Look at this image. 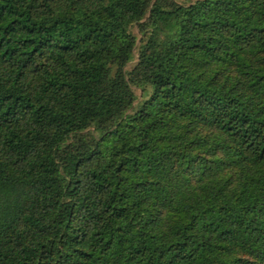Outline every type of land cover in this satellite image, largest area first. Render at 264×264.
<instances>
[{
  "label": "trees",
  "instance_id": "16d2710c",
  "mask_svg": "<svg viewBox=\"0 0 264 264\" xmlns=\"http://www.w3.org/2000/svg\"><path fill=\"white\" fill-rule=\"evenodd\" d=\"M0 264H264V0H0Z\"/></svg>",
  "mask_w": 264,
  "mask_h": 264
},
{
  "label": "rangeland",
  "instance_id": "374dc122",
  "mask_svg": "<svg viewBox=\"0 0 264 264\" xmlns=\"http://www.w3.org/2000/svg\"><path fill=\"white\" fill-rule=\"evenodd\" d=\"M132 63H129L128 67L131 65ZM136 93L138 94L139 93V90H136Z\"/></svg>",
  "mask_w": 264,
  "mask_h": 264
}]
</instances>
